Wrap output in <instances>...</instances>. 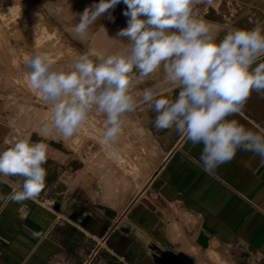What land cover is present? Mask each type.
Listing matches in <instances>:
<instances>
[{
  "label": "crops",
  "instance_id": "crops-1",
  "mask_svg": "<svg viewBox=\"0 0 264 264\" xmlns=\"http://www.w3.org/2000/svg\"><path fill=\"white\" fill-rule=\"evenodd\" d=\"M95 3L99 0H40V9L62 6L61 21L71 26L79 19L74 14ZM126 7L121 0L104 13L95 23V36L86 43L76 39L79 45L97 54L119 51L126 43L117 37L127 27ZM196 13L220 24L223 36L231 28L264 22V0H214L198 5ZM158 79L152 77L135 94ZM155 115L138 104L130 116L136 131L128 128L130 136H144L148 156L135 165L140 174L131 193L121 185L115 194L108 182L103 192L64 144L29 137L48 145L46 181L39 195L23 205L0 201V264H264L260 158L238 150L208 174L199 160L202 145H192L174 130L156 129ZM229 119L253 130L264 127V93L252 92L242 113ZM14 139L12 127L0 119V151ZM120 175L128 187L129 179ZM7 181L0 182V194L16 190L19 178ZM86 223H98V233L86 229Z\"/></svg>",
  "mask_w": 264,
  "mask_h": 264
},
{
  "label": "clouds",
  "instance_id": "clouds-1",
  "mask_svg": "<svg viewBox=\"0 0 264 264\" xmlns=\"http://www.w3.org/2000/svg\"><path fill=\"white\" fill-rule=\"evenodd\" d=\"M213 2L123 0L128 20L117 33L126 41L119 51L97 54L89 49L67 68L55 67L45 52L28 55L26 80L52 113L51 122L37 134L71 138L95 109L106 117L103 142L117 155L123 117L143 104L156 113V129L174 130L192 145H202L199 160L208 174L230 162L238 150L253 153L264 165V127L253 130L229 119L242 113L252 92L264 93V22L251 29L231 28L221 36L220 24L196 13L198 5ZM119 3L99 0L74 14L78 22L66 30L88 42L97 32L98 18ZM154 76L160 79L152 87L133 95ZM5 142L9 147L0 151V182L9 177L19 181L16 190L0 194V201L23 205L45 185L48 145L29 138Z\"/></svg>",
  "mask_w": 264,
  "mask_h": 264
},
{
  "label": "rangeland",
  "instance_id": "rangeland-1",
  "mask_svg": "<svg viewBox=\"0 0 264 264\" xmlns=\"http://www.w3.org/2000/svg\"><path fill=\"white\" fill-rule=\"evenodd\" d=\"M40 7V0H0V119L12 127L17 139L39 136L64 144L80 157L82 170L95 176L103 192L108 182V190L115 194L120 192L121 185L131 193L140 174L135 165L148 157L143 147L144 136L139 134V138L132 139L128 131L131 128L136 133L130 122L132 112L123 117L117 155L103 142L106 117L95 109L71 138L64 139L55 133L48 137L37 134L45 123L51 122V105L30 88L25 75L26 57L35 51L45 52L54 60L55 67L67 68L87 50L66 30L69 24L61 21L62 10L57 13L62 6L49 10ZM123 172L130 181L128 187L120 183Z\"/></svg>",
  "mask_w": 264,
  "mask_h": 264
},
{
  "label": "trees",
  "instance_id": "trees-1",
  "mask_svg": "<svg viewBox=\"0 0 264 264\" xmlns=\"http://www.w3.org/2000/svg\"><path fill=\"white\" fill-rule=\"evenodd\" d=\"M88 221V219H86V222ZM84 227L94 233H98V228H99V224L98 223H94L91 225V227H89V225L86 223L84 224Z\"/></svg>",
  "mask_w": 264,
  "mask_h": 264
}]
</instances>
